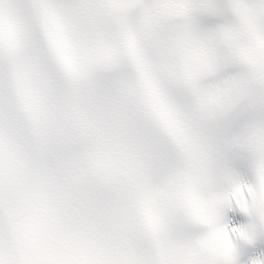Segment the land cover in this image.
Returning <instances> with one entry per match:
<instances>
[{"label": "snow or ice", "instance_id": "6c2138e0", "mask_svg": "<svg viewBox=\"0 0 264 264\" xmlns=\"http://www.w3.org/2000/svg\"><path fill=\"white\" fill-rule=\"evenodd\" d=\"M0 264H264V0H0Z\"/></svg>", "mask_w": 264, "mask_h": 264}]
</instances>
